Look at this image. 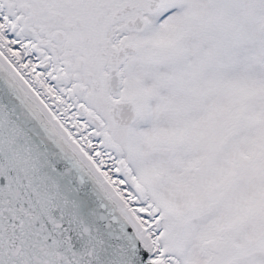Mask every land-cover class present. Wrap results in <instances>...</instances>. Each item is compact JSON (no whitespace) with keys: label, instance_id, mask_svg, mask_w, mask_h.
Returning <instances> with one entry per match:
<instances>
[{"label":"snow or ice","instance_id":"snow-or-ice-1","mask_svg":"<svg viewBox=\"0 0 264 264\" xmlns=\"http://www.w3.org/2000/svg\"><path fill=\"white\" fill-rule=\"evenodd\" d=\"M0 264H264V0H0Z\"/></svg>","mask_w":264,"mask_h":264}]
</instances>
